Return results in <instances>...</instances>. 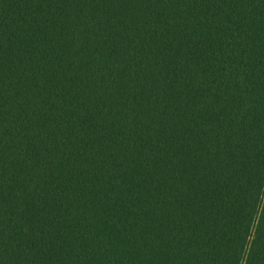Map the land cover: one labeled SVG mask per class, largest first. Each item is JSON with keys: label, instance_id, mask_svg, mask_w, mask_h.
<instances>
[{"label": "trees", "instance_id": "obj_1", "mask_svg": "<svg viewBox=\"0 0 264 264\" xmlns=\"http://www.w3.org/2000/svg\"><path fill=\"white\" fill-rule=\"evenodd\" d=\"M0 264H264V0H0Z\"/></svg>", "mask_w": 264, "mask_h": 264}]
</instances>
